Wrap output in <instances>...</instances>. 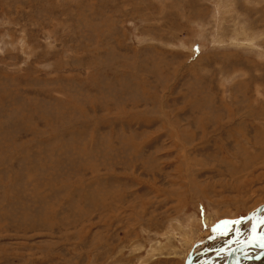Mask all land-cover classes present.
<instances>
[{"label": "rangeland", "instance_id": "1", "mask_svg": "<svg viewBox=\"0 0 264 264\" xmlns=\"http://www.w3.org/2000/svg\"><path fill=\"white\" fill-rule=\"evenodd\" d=\"M262 204L264 0H0V264H208Z\"/></svg>", "mask_w": 264, "mask_h": 264}, {"label": "bare ground", "instance_id": "2", "mask_svg": "<svg viewBox=\"0 0 264 264\" xmlns=\"http://www.w3.org/2000/svg\"><path fill=\"white\" fill-rule=\"evenodd\" d=\"M263 212H264V204L259 206L258 209H256L255 211L252 212V214L251 213L249 214V215H252L249 218L251 220V222H250L251 225L248 227L249 233H247V235H245V236H244V234L246 232V229L243 228L244 231H242V233H241L240 231L242 228H240V227L243 225V223L238 222L236 224L235 231L233 230L234 235L227 236L224 239H222L223 242H219V244L216 247V250H214V252H216V253H213V255L207 256V258L210 259L213 264H220V263H226V264H264V229L261 227V223H260L261 219L259 218V217H262L261 215ZM249 215L247 217H249ZM247 217L245 218V220L247 219ZM239 221H243V220H239ZM259 226H260V230L255 231ZM241 236L243 239H242V241H240V240L239 241L242 244L240 243L241 245L237 246L238 239ZM251 239H254V241L256 242L255 245H253V244L250 245V242H248V240H251ZM210 241H212V240H210ZM216 241H218V240L216 239ZM202 247H204V246H202ZM230 248H232V249L234 248L231 253L229 252V250H231ZM210 249L212 250V248H210ZM192 256H194V255H192ZM203 260L205 261L206 259H203ZM198 264H199V262H198Z\"/></svg>", "mask_w": 264, "mask_h": 264}, {"label": "water", "instance_id": "3", "mask_svg": "<svg viewBox=\"0 0 264 264\" xmlns=\"http://www.w3.org/2000/svg\"><path fill=\"white\" fill-rule=\"evenodd\" d=\"M248 242H250V245H251V244L255 245V243H256V242L254 241V239L248 240Z\"/></svg>", "mask_w": 264, "mask_h": 264}, {"label": "crops", "instance_id": "4", "mask_svg": "<svg viewBox=\"0 0 264 264\" xmlns=\"http://www.w3.org/2000/svg\"><path fill=\"white\" fill-rule=\"evenodd\" d=\"M220 242H223V240H220ZM208 264H213L212 262L208 263ZM220 264H226V263H220Z\"/></svg>", "mask_w": 264, "mask_h": 264}]
</instances>
